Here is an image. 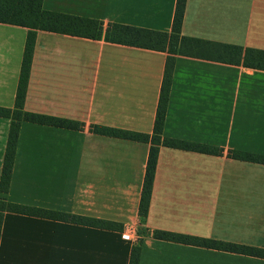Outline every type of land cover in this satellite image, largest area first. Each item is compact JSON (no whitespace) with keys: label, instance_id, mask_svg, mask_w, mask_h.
<instances>
[{"label":"crops","instance_id":"crops-1","mask_svg":"<svg viewBox=\"0 0 264 264\" xmlns=\"http://www.w3.org/2000/svg\"><path fill=\"white\" fill-rule=\"evenodd\" d=\"M177 0H42V9L169 33ZM28 30L0 23V107L13 108ZM181 34L264 51V0H186ZM167 54L36 31L23 109L78 122L65 130L22 122L7 201L106 220L103 230L4 212L0 264H264V259L155 240V231L264 249V70L175 55L162 136L220 156L159 147L146 217L138 214L150 144L92 133L152 135ZM10 120L0 117V174Z\"/></svg>","mask_w":264,"mask_h":264},{"label":"trees","instance_id":"trees-1","mask_svg":"<svg viewBox=\"0 0 264 264\" xmlns=\"http://www.w3.org/2000/svg\"><path fill=\"white\" fill-rule=\"evenodd\" d=\"M41 3L42 0H0V23L19 26L28 30L20 65L14 106L13 108L0 107V117L10 120L0 174V231L4 212L116 231L120 228L116 224L106 220L73 216L7 201L18 131L22 122L65 130L82 129V125L78 122L29 113L23 109L36 31L52 32L93 40L103 38L108 43L165 52L167 54L152 135L105 126H93L91 128L92 133L96 135L150 144L138 208V214L142 218L146 217L148 212L159 147L212 156H220L222 153L216 147L162 136L174 56L185 55L214 58L229 64L238 65L242 63L247 68L264 70V51L255 49L243 50L237 46L220 45L183 36L181 34V24L186 0L176 1L172 27L169 33L119 24H109L103 31V23L100 21L45 11L42 9ZM228 157L242 162L264 165V155L260 154L229 151ZM153 238L165 242L264 259L263 248L158 230L153 233ZM138 258L139 248L134 247L130 253L129 264H138Z\"/></svg>","mask_w":264,"mask_h":264},{"label":"built area","instance_id":"built-area-1","mask_svg":"<svg viewBox=\"0 0 264 264\" xmlns=\"http://www.w3.org/2000/svg\"><path fill=\"white\" fill-rule=\"evenodd\" d=\"M121 238L132 243L134 247H138L142 243V239L137 235V229L133 225H128L125 228L121 234Z\"/></svg>","mask_w":264,"mask_h":264},{"label":"rangeland","instance_id":"rangeland-1","mask_svg":"<svg viewBox=\"0 0 264 264\" xmlns=\"http://www.w3.org/2000/svg\"><path fill=\"white\" fill-rule=\"evenodd\" d=\"M137 229V235L140 237V234L138 232V227L136 225H133ZM141 238V237H140Z\"/></svg>","mask_w":264,"mask_h":264}]
</instances>
